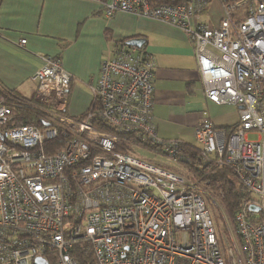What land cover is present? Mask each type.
Returning <instances> with one entry per match:
<instances>
[{
  "label": "built area",
  "instance_id": "built-area-1",
  "mask_svg": "<svg viewBox=\"0 0 264 264\" xmlns=\"http://www.w3.org/2000/svg\"><path fill=\"white\" fill-rule=\"evenodd\" d=\"M93 1L107 19L129 13L186 35L206 100L238 112L230 134L199 121L194 145L204 159L229 167L246 197L230 222L203 187L134 156L156 145L162 151L149 152L176 166L182 142L157 135L155 64L142 47L116 43L113 56L107 52L91 106L77 118L65 112L72 77L61 58L38 56L25 98L49 109L56 124L13 125L15 115L0 100V264H78L70 251L81 239L92 251L86 264H264V1L216 0L217 27L201 18L208 0ZM245 4L247 15L233 20ZM58 137L63 148L47 152ZM122 144L126 151H116Z\"/></svg>",
  "mask_w": 264,
  "mask_h": 264
},
{
  "label": "crops",
  "instance_id": "crops-1",
  "mask_svg": "<svg viewBox=\"0 0 264 264\" xmlns=\"http://www.w3.org/2000/svg\"><path fill=\"white\" fill-rule=\"evenodd\" d=\"M102 10L93 0H0V85L25 97L41 65L38 56L59 57L72 77L65 112L77 118L91 106L89 89L107 52L112 57L116 43L141 39L155 64L153 123L160 139L194 144L199 121L207 118L216 127L238 122L235 107L206 100L192 47L180 29L123 12L107 19ZM221 17L216 0L201 16L211 27Z\"/></svg>",
  "mask_w": 264,
  "mask_h": 264
},
{
  "label": "trees",
  "instance_id": "trees-1",
  "mask_svg": "<svg viewBox=\"0 0 264 264\" xmlns=\"http://www.w3.org/2000/svg\"><path fill=\"white\" fill-rule=\"evenodd\" d=\"M189 0H154V4H186ZM212 0H208V2ZM238 1V0H231ZM264 1V0H259ZM247 5H243L234 15L233 20L241 21L247 15ZM125 44V40L120 42ZM0 100L12 110L15 115L13 125L27 124L43 128L56 124L55 117L50 113L49 109L39 105L36 101L28 99L20 95L17 91L7 90L0 85ZM98 126L97 123L94 124ZM100 127V126H99ZM109 131L104 126L101 127ZM228 134L236 129V124L231 126H222ZM64 140L58 137L50 142L54 148L49 147L47 152H56L63 148ZM147 151L161 152L159 146H148ZM116 151H126V147L122 144L116 147ZM179 160L176 165V171L186 177L188 180L196 183L207 190L211 197L223 209L227 219L232 222L234 216L240 208V203L246 197L241 185L233 174L232 170L226 166L216 165L211 159H204L199 148L194 144L181 142L178 148ZM178 167V168H177ZM211 203V202H210ZM212 206V205H211ZM71 256L78 264H86L92 262V251L90 243L81 239L75 242L70 251ZM49 260V255L46 256ZM50 261V260H49Z\"/></svg>",
  "mask_w": 264,
  "mask_h": 264
},
{
  "label": "rangeland",
  "instance_id": "rangeland-1",
  "mask_svg": "<svg viewBox=\"0 0 264 264\" xmlns=\"http://www.w3.org/2000/svg\"><path fill=\"white\" fill-rule=\"evenodd\" d=\"M108 43H109L111 48L114 46L113 42H108ZM89 92H90V89H89ZM90 95H91V99L93 100V95H92L91 92H90ZM67 105H68V98H67ZM67 113H68L67 114L68 116L73 117V116H71V114L68 111H67ZM218 128H222V127H218ZM256 138H257L256 134H248V140L253 141V140H256ZM134 156L137 157L140 160L149 161V162H151L153 164L154 163L163 164V165L169 166L168 168H175L176 169V166L174 165V162L172 161V159H170L168 157H164L162 155L152 154L149 151H145L143 149H137L135 151V153H134ZM225 217H226V215H225ZM217 219H218L219 223L221 224V226L223 227L224 226V217H223V215L217 214Z\"/></svg>",
  "mask_w": 264,
  "mask_h": 264
},
{
  "label": "water",
  "instance_id": "water-1",
  "mask_svg": "<svg viewBox=\"0 0 264 264\" xmlns=\"http://www.w3.org/2000/svg\"><path fill=\"white\" fill-rule=\"evenodd\" d=\"M144 44V40H141V39H131V40H128L126 42V45L127 46H130V47H137V48H140L142 47V45ZM250 209L252 211H258L257 208H254V207H250ZM34 264H46L45 261L41 260V259H36L34 261Z\"/></svg>",
  "mask_w": 264,
  "mask_h": 264
}]
</instances>
